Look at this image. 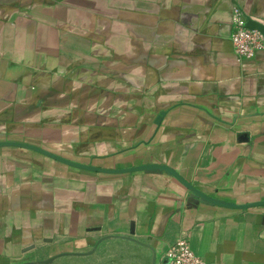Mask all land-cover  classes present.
Masks as SVG:
<instances>
[{"label":"crops","instance_id":"obj_1","mask_svg":"<svg viewBox=\"0 0 264 264\" xmlns=\"http://www.w3.org/2000/svg\"><path fill=\"white\" fill-rule=\"evenodd\" d=\"M264 0H0V264H264Z\"/></svg>","mask_w":264,"mask_h":264},{"label":"built area","instance_id":"obj_2","mask_svg":"<svg viewBox=\"0 0 264 264\" xmlns=\"http://www.w3.org/2000/svg\"><path fill=\"white\" fill-rule=\"evenodd\" d=\"M232 20L234 31L232 41L239 59H250L258 52L264 51V31L249 27V22L259 23L264 27V20L257 17H247L239 6L233 8ZM167 256L170 264H209L197 255L187 233H184L169 247Z\"/></svg>","mask_w":264,"mask_h":264},{"label":"water","instance_id":"obj_3","mask_svg":"<svg viewBox=\"0 0 264 264\" xmlns=\"http://www.w3.org/2000/svg\"><path fill=\"white\" fill-rule=\"evenodd\" d=\"M249 27L251 28H259L261 30L264 31V27L262 25H260L259 23H256V22H249Z\"/></svg>","mask_w":264,"mask_h":264},{"label":"rangeland","instance_id":"obj_4","mask_svg":"<svg viewBox=\"0 0 264 264\" xmlns=\"http://www.w3.org/2000/svg\"><path fill=\"white\" fill-rule=\"evenodd\" d=\"M45 264H52L49 261H47V263ZM55 264H68V260L66 259V257L64 259H60L57 263Z\"/></svg>","mask_w":264,"mask_h":264}]
</instances>
